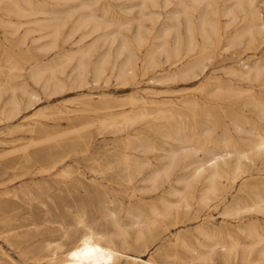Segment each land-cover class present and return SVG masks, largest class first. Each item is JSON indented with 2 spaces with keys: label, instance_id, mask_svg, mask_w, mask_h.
<instances>
[{
  "label": "bare ground",
  "instance_id": "bare-ground-1",
  "mask_svg": "<svg viewBox=\"0 0 264 264\" xmlns=\"http://www.w3.org/2000/svg\"><path fill=\"white\" fill-rule=\"evenodd\" d=\"M51 1L55 7L65 2L78 5L62 18V11L43 0H0V5H8L4 8L8 16L27 20L19 24L10 19L2 21L11 30L10 36H16L23 25L28 26L17 41L21 46L32 34L48 32L32 40L50 38L51 42L40 49L44 53L54 50L56 57L45 63L36 61L27 73L28 79L48 90V98L78 93L65 101L79 98L90 107L101 104L99 135L102 139L110 135L112 144L109 147L104 139L100 146L91 134H79L78 143L89 152L83 162L100 166L98 184L69 178L72 166L81 162L58 152L65 148L73 153L78 144L74 141L19 158L20 167L50 163L30 175L29 183L25 180L21 191L27 194L32 187L50 190L58 178L71 189L96 185L100 191L92 215L72 206L63 211L48 209L45 204L33 208L27 203H0V212L19 210V229L27 227L21 221H42L34 225V231L14 233L13 242L8 236H0L19 256V264H264V51L256 59L222 68L226 78H207L206 84L195 87L196 91L208 87L209 81L214 84L209 93L200 96L191 88L136 89L112 99L114 105L108 107L102 96L94 99L87 93L91 85L107 81L111 75L122 88L135 81L139 60L136 51L147 44L152 31L145 33L143 22L155 26L160 18V13L153 11L156 9L164 14L140 59L142 72L163 63H170L175 70L152 77L151 84H192L204 75L205 62L217 50L244 46L259 51L264 45V16L254 0H140L133 42L122 37L117 47H113L116 32L110 30L128 24L106 18L107 7L99 10L103 16L100 19L99 12L92 8L98 0ZM78 11L83 13L75 17ZM69 23V33L63 36ZM78 32L81 35L74 39ZM61 39L76 48L60 49ZM101 39L110 42L98 52ZM6 61L10 69H18L16 61ZM10 77L14 80L23 76ZM16 90L25 97V110L34 109L39 102L26 82L5 87L0 84V100L2 94L10 93L0 110L6 121L19 115L22 100ZM227 98V111L233 114L228 122L218 117L219 113L225 116L218 100ZM76 112L67 113L68 122L79 119L76 114L70 116ZM34 115L43 116L45 110L38 109ZM49 128L39 123L31 133ZM57 168L58 174L52 175L50 171ZM111 173L116 175L115 187H107L113 181L108 177ZM213 204L220 210V223L211 214ZM12 221L6 217L0 220L9 225ZM188 225L193 227L172 234V230ZM2 257L17 264L4 252Z\"/></svg>",
  "mask_w": 264,
  "mask_h": 264
},
{
  "label": "rangeland",
  "instance_id": "rangeland-1",
  "mask_svg": "<svg viewBox=\"0 0 264 264\" xmlns=\"http://www.w3.org/2000/svg\"><path fill=\"white\" fill-rule=\"evenodd\" d=\"M48 4H52L51 0H43ZM259 1V2H258ZM140 0H98L92 8L97 10V14L99 12L100 19H103V16L100 9L107 7L108 12L105 15L108 19H120L125 21L127 27H115L110 31H115V43L113 47H117L122 40V37H125L129 42H133V34L137 29L136 18L138 17L139 9L136 7L139 4ZM258 2V3H257ZM74 3V4H73ZM257 4V5H256ZM2 5V4H1ZM0 5V84L2 87H5L9 84L19 85L21 82H26L28 85V89L35 92L37 95L39 102L35 106L34 109L25 110V97H23L19 90H16V96L22 100V104L19 106V115L12 121H6L5 117L1 114L0 111V203H8L11 205L19 206V203H27L31 205L33 208L41 207L42 204H45L46 208L57 207L60 210H66L69 207H73L76 209H85L89 214L92 215L93 210L97 207L98 201L100 200V191L96 185L89 187L87 189H71L69 185L63 183L60 179H57V184L52 185L50 190L45 188H33L32 185H28L31 188L27 193L21 191V186L25 184V180L29 183L30 175L38 172L40 169L46 168L50 163H38V164H26L23 167L19 166V158H22L25 155H31L39 150L47 149L49 147H58L66 142H75L78 143L80 141L78 139L79 136H83L85 134H91L95 143L97 145L102 146V141L105 139L107 143H109V147H111L112 141L111 136L108 135L104 139L99 135V127L100 121L102 117L101 104H96L94 106H89L86 101H82L79 98L73 99L72 102H66L65 99L73 98L78 96V93H69L61 96H57L54 98H48V90L43 89L41 86L33 84L27 77V73L31 66H33L36 61H40L41 63L49 62L53 58L56 57V51H52L49 53H44L40 48L48 45L51 41L50 38H44L34 42L32 39L38 38L39 35L48 33L42 32L32 34L26 41L24 46L18 44V39L22 34L25 33L27 25H23L16 36H10L11 30L5 28V23L2 20L10 19L13 23L19 24V22L25 23L26 19H19L13 15L8 16L4 12V8H7L8 5L3 4ZM78 5L77 2H65L62 3L61 7L49 6L57 11H62L63 13L60 16L63 18L67 16V11L74 9ZM254 5L258 8L260 15L264 16V0H254ZM75 6V7H74ZM135 6V7H133ZM138 6V5H137ZM64 9V10H63ZM67 9V10H66ZM154 12L160 13L159 22L153 26L149 21L143 22V29L145 33H148L147 30L151 31V34L148 36L149 41L145 44L144 47L139 48L136 53L139 58L137 62V72L135 81L127 82L125 88H122L121 83L116 81V79L111 75L108 77L106 81H100L97 85H89L90 88L87 93L92 94L94 99L97 96H102L104 104L108 107H113L114 101L112 99L122 97L123 95L137 91L139 89H154V90H180L185 88H191L192 93L196 96L203 95L205 93H209L214 84L213 81H209L208 87H205L202 91H196L195 87L202 86L205 83L206 79L211 76H219L221 78H226L222 68H227L231 66L233 63L237 64L238 61H250L260 57L261 51H264V45L261 46L259 51L253 52L252 49H247L244 46L236 47L233 49H229L228 51L217 50L215 55L209 60L205 62L207 66L206 72L204 75L199 77L192 84H167V83H149V80L164 72L174 71L175 67L170 65V63H163L164 58L161 57L160 61L161 66L157 69H148L146 72H142V66L140 59L143 57L144 52L147 49L148 44L152 40V34L157 32L160 28V24L162 22L164 11L161 9L153 10ZM68 12V13H69ZM83 12L78 11L75 15L78 16ZM74 17V18H75ZM136 17V18H134ZM130 20V21H129ZM15 25V24H14ZM71 27V23L67 24L63 31V36L69 33ZM226 30L227 33L231 32ZM81 35V32L75 34L74 39L78 38ZM94 37V36H92ZM92 39V38H89ZM87 39L86 42L89 41ZM110 41L103 42V39L100 40L98 44V52H102L108 45ZM69 43V42H68ZM68 43H63V40L58 41V45L60 49L73 50L76 46L69 45ZM255 54V55H254ZM257 54V55H256ZM10 55V56H9ZM13 60H12V59ZM10 59L12 62L17 64L18 69H10L9 62L6 60ZM213 65V66H212ZM219 66V67H218ZM226 66V67H225ZM20 68V69H19ZM214 69V70H213ZM70 67L66 69V74L69 72ZM207 73V74H206ZM209 73V74H208ZM16 74L17 76L22 75L23 77L16 79H11L10 75ZM207 76V77H206ZM62 80H65V76H59ZM87 81L91 82L90 75L87 76ZM169 87V88H168ZM125 89V90H123ZM137 89V90H136ZM127 90V91H126ZM209 91V92H207ZM10 93L2 94V98L0 100V110L3 108L4 104L8 100ZM212 102V101H211ZM219 103H222V107L225 110V116H221L219 113L218 117L220 119H225V121H229L233 114L230 110L227 111V104L229 102V98L218 100ZM226 102V103H225ZM214 103V102H212ZM54 105L58 106L57 109H54ZM104 105V106H105ZM215 106V104L213 105ZM95 107H97V110ZM38 109H44L45 115L43 116H35L34 113L38 111ZM99 109V110H98ZM72 110H78V112L71 114L70 116H79V119H76L73 122H68L67 116L68 112ZM76 114V115H75ZM99 122V123H98ZM47 124L51 126L47 131H34L31 133V130L39 124ZM22 126V128H19ZM76 129L80 130L77 133H72L71 130ZM219 131V130H218ZM4 132V133H3ZM81 134V135H79ZM99 135V136H98ZM98 138V139H97ZM42 139V140H41ZM74 139V140H73ZM46 140V141H45ZM98 140V141H97ZM43 141V142H41ZM3 142V143H1ZM6 142V143H5ZM40 142V143H39ZM34 143V144H33ZM38 144V145H37ZM29 145V146H28ZM25 146L26 149L23 147ZM22 148V149H21ZM27 152L25 154V151ZM70 149H60L59 155L65 156L69 155L71 159H78L81 163L77 166H72L71 175L69 178L71 180H82L85 183H91L90 181H94V183L98 184V179L100 177V166L99 164L88 165L83 162V160L89 154L88 151L85 150L83 144H76L73 148V153L69 152ZM68 152V153H67ZM76 153V154H75ZM79 153V154H78ZM198 158H202V154L198 153ZM84 158V159H83ZM41 167V168H40ZM82 168V169H81ZM78 169V170H77ZM60 168L51 170L50 173L52 175L58 174ZM77 171V172H76ZM73 172V173H72ZM27 174V175H26ZM23 176V177H22ZM84 176V177H83ZM115 174L111 173L108 177L112 182L108 184L107 187H115ZM67 181V180H65ZM64 184V185H63ZM106 186V184H105ZM213 203V202H212ZM71 207V208H72ZM215 204L211 205V214L213 216L214 221L217 223L221 222V218L219 216V208L215 209ZM219 210V211H218ZM5 213V214H4ZM38 211L35 210L34 214H37ZM9 218L14 221L9 224H4L0 222V236H8L9 240L13 242L15 239L14 233H19V231L24 232L26 230L34 231V225H41V220L36 221H21L20 224H24L27 227H23L19 229V210L14 212H9L8 210H4V212H0V220L3 218ZM56 222H59V218H55ZM34 222V223H33ZM33 223V224H32ZM55 227L57 225H54ZM14 227H17L14 231L12 230ZM193 225H188L187 227H180L178 229L172 230V234H175L179 231L191 229ZM27 228V229H26ZM40 228V227H39ZM42 227L40 229H44ZM32 229V230H31ZM12 230V231H11ZM11 231V232H10ZM18 247L19 250V239H18ZM2 252L8 254L17 264H19V256L10 248L6 243H4L0 239V262L2 264H10L11 262L7 260V258L2 257ZM38 255H43L45 253H38Z\"/></svg>",
  "mask_w": 264,
  "mask_h": 264
}]
</instances>
